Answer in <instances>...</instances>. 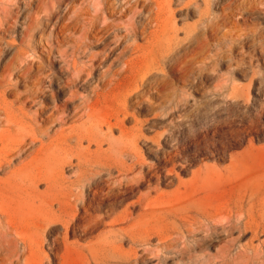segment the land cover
<instances>
[{
    "label": "bare ground",
    "instance_id": "1",
    "mask_svg": "<svg viewBox=\"0 0 264 264\" xmlns=\"http://www.w3.org/2000/svg\"><path fill=\"white\" fill-rule=\"evenodd\" d=\"M238 1L23 0L20 43L15 53L0 51L4 62L14 53L0 67V264H112L126 255L124 240L146 244L153 236L164 255L183 258L211 247V234H202L211 222L251 234L231 263L255 248L264 234L262 186H230L226 201L213 204L218 172L200 167L182 182L173 163L180 155L160 148L161 133L145 135L161 123L133 110L157 118L180 106L166 70L183 55L192 57L193 74L207 70L211 41L221 50V38H234L222 33L221 18L248 15ZM34 3L39 10L27 22ZM37 53H46L47 65ZM240 164L233 157L228 171Z\"/></svg>",
    "mask_w": 264,
    "mask_h": 264
},
{
    "label": "rangeland",
    "instance_id": "2",
    "mask_svg": "<svg viewBox=\"0 0 264 264\" xmlns=\"http://www.w3.org/2000/svg\"><path fill=\"white\" fill-rule=\"evenodd\" d=\"M44 2L48 3V0ZM237 5L248 15L244 20L238 13L221 18L222 33L231 34L234 38L223 39L220 36L223 46L221 50L217 47V41H211L213 58L207 70L193 74L192 57L185 55L174 71L166 70V81L178 82L180 106L175 109L169 105L163 111L159 110L161 114L157 118L153 114L148 115V111L140 113L137 108H133L140 120H148L150 125L161 123L155 128L146 127L148 130L145 135L152 136L154 131L161 133L160 148L176 151L180 155L173 163L177 166L182 182H188L193 172L200 167L213 168L218 172L219 181L212 184L215 187L211 189L213 204L226 201L230 186H262L264 191V0H239ZM28 7L30 14L27 22L39 10L36 3ZM23 8V0H0L1 53L7 48L15 53L16 46L20 43L18 16ZM61 10V14L66 15L65 7ZM221 14L218 10L217 15ZM190 21L193 23L194 20ZM237 32L244 34L243 37L237 38ZM138 43L141 44L142 41L139 40ZM44 54L46 55L37 53V57L47 65ZM13 55L5 62L0 59V67L6 65ZM81 59L86 60L85 55ZM52 71L58 73V68ZM15 82L16 80L13 83ZM15 89L19 93L24 90L22 86ZM153 98L151 101L156 102V97ZM14 99L13 96L9 97V100ZM126 125L130 127L133 122ZM117 134L114 133L115 137ZM233 157L241 161L235 172L228 171ZM145 158L149 164L157 163L152 156L145 155ZM185 161H189V164L185 165ZM171 166L172 164L169 167ZM182 168H185L184 172H181ZM71 170L69 166L65 169L67 177L71 175ZM176 181L178 180L173 182L174 187L163 186L162 191H172L178 185ZM142 191L145 192L146 189ZM121 210L122 208L119 211ZM102 229L99 227L98 231ZM98 231L86 237L79 236L80 242L86 244L87 240L99 234ZM202 234H211V247L204 252L197 249L183 258L175 251L164 255L159 239L155 236L146 244L132 243L126 239L122 243V251L126 255L122 259L117 258L112 264H126L127 259H130V264H233L231 259H237L239 246L247 244L251 237L250 233L239 234L238 230L229 234L227 225L219 222H211V227ZM169 236L173 240L179 238L175 233ZM75 239L71 238V241ZM178 245H183L181 237ZM252 247L255 248L238 258L239 264H264L263 233ZM74 264L81 263L76 261Z\"/></svg>",
    "mask_w": 264,
    "mask_h": 264
}]
</instances>
